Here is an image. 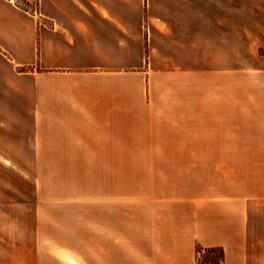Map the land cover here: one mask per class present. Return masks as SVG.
Wrapping results in <instances>:
<instances>
[{
    "label": "crops",
    "instance_id": "obj_1",
    "mask_svg": "<svg viewBox=\"0 0 264 264\" xmlns=\"http://www.w3.org/2000/svg\"><path fill=\"white\" fill-rule=\"evenodd\" d=\"M193 1L0 0V264H264V50ZM89 174L96 262H66L82 232L41 206Z\"/></svg>",
    "mask_w": 264,
    "mask_h": 264
},
{
    "label": "rangeland",
    "instance_id": "obj_2",
    "mask_svg": "<svg viewBox=\"0 0 264 264\" xmlns=\"http://www.w3.org/2000/svg\"><path fill=\"white\" fill-rule=\"evenodd\" d=\"M37 1L16 0L18 4L26 8H33L37 4ZM195 2L201 11L197 17L201 23H217L231 27L233 54L246 48L250 54L251 47H259V52L264 50V0H194L193 3L195 4ZM229 8L231 9L230 12H228ZM183 19H190V17H136L137 25L141 27L145 26V28L149 24L154 26L167 24L169 26V34L172 36L169 38L171 40L174 39L176 34L175 24L181 23ZM147 35L148 33L145 29V45L148 43ZM209 77L201 78V82L208 83L209 85L215 83V86H219L218 83H222L219 79L215 80ZM234 82L235 79L233 77V85ZM82 187L84 186L82 185ZM86 187L88 188L87 192L72 193L73 198L71 200L56 201L55 203L43 204L41 206V214L69 217L68 221L70 223L66 226L72 227V229L75 228L78 233L82 232L81 241L74 242L73 251L75 253L64 256L66 262H96L95 217L97 215V208L94 175L89 174ZM57 195L59 196L58 192ZM80 197H85L86 199ZM77 217H86L87 222L83 223L84 220L81 222ZM220 255L221 253L218 248L203 251L198 249L196 259L198 264H218L220 262Z\"/></svg>",
    "mask_w": 264,
    "mask_h": 264
},
{
    "label": "trees",
    "instance_id": "obj_3",
    "mask_svg": "<svg viewBox=\"0 0 264 264\" xmlns=\"http://www.w3.org/2000/svg\"><path fill=\"white\" fill-rule=\"evenodd\" d=\"M211 249H214V248H211ZM211 249H207V250H211ZM219 249V248H218ZM220 250V253H221V255H220V260H221V258H222V255H223V252H222V249H219Z\"/></svg>",
    "mask_w": 264,
    "mask_h": 264
}]
</instances>
